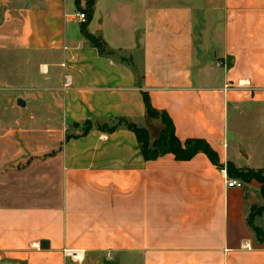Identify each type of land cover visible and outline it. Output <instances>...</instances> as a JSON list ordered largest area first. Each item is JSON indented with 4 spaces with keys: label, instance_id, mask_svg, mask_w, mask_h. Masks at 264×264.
I'll return each instance as SVG.
<instances>
[{
    "label": "crops",
    "instance_id": "crops-1",
    "mask_svg": "<svg viewBox=\"0 0 264 264\" xmlns=\"http://www.w3.org/2000/svg\"><path fill=\"white\" fill-rule=\"evenodd\" d=\"M87 2L0 0L39 113L0 121V264H264L263 184L222 173L264 171V0H95L81 24ZM148 106L208 151L146 160L101 127Z\"/></svg>",
    "mask_w": 264,
    "mask_h": 264
},
{
    "label": "trees",
    "instance_id": "trees-1",
    "mask_svg": "<svg viewBox=\"0 0 264 264\" xmlns=\"http://www.w3.org/2000/svg\"><path fill=\"white\" fill-rule=\"evenodd\" d=\"M95 0H88L86 4V8L84 9L85 13L87 14L88 20L90 15H92L93 8H94ZM88 40L99 49V51L103 54H112L114 53L109 52L104 44L94 38L90 35H86ZM147 116L150 120V118H158L161 117V119L165 122L164 128L160 132V135L158 139L151 140L150 134L148 132L147 128L139 127L135 125L134 123L125 120V119H118L117 121H114L111 123V125H104L101 124V127L103 130H114L119 127H126L132 131H134L139 139L144 157L146 160H154L159 158L162 155L173 153L180 159H189L193 155H195L198 151H205L207 152L208 149L206 146L201 142H189L186 146H184L175 133V127L171 121L170 118H168L165 114H162L158 112L153 107L148 106L147 107ZM228 175L230 178L239 179L242 178L246 181H249L250 179H257L263 184V196H264V171L259 172H248L247 174H239L235 171V169L232 166H229V169H227ZM239 177V178H238ZM262 232H259L261 234ZM261 240L264 239V233Z\"/></svg>",
    "mask_w": 264,
    "mask_h": 264
},
{
    "label": "rangeland",
    "instance_id": "rangeland-1",
    "mask_svg": "<svg viewBox=\"0 0 264 264\" xmlns=\"http://www.w3.org/2000/svg\"><path fill=\"white\" fill-rule=\"evenodd\" d=\"M26 62L27 57L22 55H12L10 57L0 56V75L3 74V80H1L0 82L7 80V82L14 84L16 87H19L18 90H15L5 89L6 87L4 86L0 90V121H4L5 123L12 126L15 125V122L17 120H28L32 116L39 114L32 110V103L34 102V100L30 101L34 92V87L31 86L30 82L34 80L20 78V75H17L18 71H24V73L26 74L31 73L32 64ZM10 73L13 74V77L10 76L9 79L8 74ZM23 96L27 97L30 103L25 108H21L17 105V99ZM164 124L165 122L161 119V117L152 119L150 118L148 132L150 134L151 140L154 141L158 139L160 132L164 128ZM100 261L102 262V264H104V260L102 257H100Z\"/></svg>",
    "mask_w": 264,
    "mask_h": 264
},
{
    "label": "built area",
    "instance_id": "built-area-1",
    "mask_svg": "<svg viewBox=\"0 0 264 264\" xmlns=\"http://www.w3.org/2000/svg\"><path fill=\"white\" fill-rule=\"evenodd\" d=\"M76 16H77L79 23L81 24L87 23L88 17L84 11L77 13ZM69 85H70V79L67 78L66 87H68ZM222 173H223V176L225 178V182L228 188H243L244 187V183L240 181L239 179L230 178L226 169L222 170Z\"/></svg>",
    "mask_w": 264,
    "mask_h": 264
},
{
    "label": "water",
    "instance_id": "water-1",
    "mask_svg": "<svg viewBox=\"0 0 264 264\" xmlns=\"http://www.w3.org/2000/svg\"><path fill=\"white\" fill-rule=\"evenodd\" d=\"M17 105L19 106V107H21V108H25L26 107V101L23 99V98H19L18 100H17Z\"/></svg>",
    "mask_w": 264,
    "mask_h": 264
}]
</instances>
